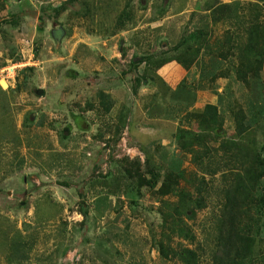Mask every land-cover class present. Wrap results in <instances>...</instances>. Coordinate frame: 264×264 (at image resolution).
Masks as SVG:
<instances>
[{
	"label": "rangeland",
	"instance_id": "rangeland-1",
	"mask_svg": "<svg viewBox=\"0 0 264 264\" xmlns=\"http://www.w3.org/2000/svg\"><path fill=\"white\" fill-rule=\"evenodd\" d=\"M262 1L0 0V264H185L183 248L210 262L225 185L218 174L195 189L201 172L183 147L195 133L214 159L232 141L264 158V84L237 81L227 52L253 21L264 26ZM20 43L30 51L18 58ZM167 61L182 79L173 66L158 76ZM100 93L112 101L107 112ZM206 104L217 106L218 128L200 124ZM176 181L205 198L187 206L195 213L178 224L181 236L167 218L178 194L165 189ZM257 229L256 258L263 220Z\"/></svg>",
	"mask_w": 264,
	"mask_h": 264
},
{
	"label": "trees",
	"instance_id": "trees-1",
	"mask_svg": "<svg viewBox=\"0 0 264 264\" xmlns=\"http://www.w3.org/2000/svg\"><path fill=\"white\" fill-rule=\"evenodd\" d=\"M261 3L264 4V1ZM0 10L3 9L1 8ZM243 31L245 36L244 43L230 45L227 48V52L231 53L232 55L230 56L237 60L235 69L236 80L247 88L252 85L257 88L259 83L262 86L264 84L261 77L264 64V49L260 47L264 26L253 21ZM134 62L132 60L130 62L131 65ZM170 62L172 61H167L166 64ZM166 64L162 63L160 65ZM156 77L159 80V77ZM136 83L139 84L138 79H136ZM136 83L132 87L133 94L137 93L136 87L138 85ZM258 98H260V101H264L263 91ZM100 102L103 110L105 112L109 111L112 103L103 93H100ZM259 108L257 109L259 110ZM198 115L200 124L213 125L214 128L219 127L221 116L216 105L206 104ZM117 127V129L121 128L120 125ZM180 132L182 133V131ZM189 134L193 139L186 142L183 149L192 156L195 166L198 167L199 173L201 172L195 189L200 191V187L207 184L206 176H209V181H214V177L218 174L225 185L223 187L225 211L216 243L218 251L207 264H264V253L258 258L252 255V247L256 238L254 233L258 231V229L253 231V225L261 220L264 221V191L258 190L261 184L260 180L264 178V158L257 154L250 157L242 155V150H238L235 147V142L232 141L224 143L226 147L225 153H230L225 155V158L220 161V159H214L215 157L211 155L210 149L205 145L200 134ZM178 176L181 177V174ZM157 183L158 179L154 177L151 185L154 187ZM177 184L178 181L170 183L169 186H166L165 192H168L171 188L172 191L178 194L177 205L172 208L173 212L167 218L173 220L169 230L181 236L183 233H188V231L185 227H179L178 224L184 218H190L195 213L193 208L187 206L191 202L192 207L196 205L200 208L202 203L205 202V198L198 194L199 192L197 193L196 190V196H192L189 193L184 194V191L180 188V190L176 189L175 186ZM185 196L186 198H184ZM245 203L247 204L244 205ZM83 215H85V212ZM166 221L167 219H164V222ZM182 250L179 256L185 261V264L198 263V259H196L192 250L187 248Z\"/></svg>",
	"mask_w": 264,
	"mask_h": 264
},
{
	"label": "crops",
	"instance_id": "crops-1",
	"mask_svg": "<svg viewBox=\"0 0 264 264\" xmlns=\"http://www.w3.org/2000/svg\"><path fill=\"white\" fill-rule=\"evenodd\" d=\"M8 2H9V0H7ZM23 1V0H22ZM16 4L17 5H19L20 3H18V0H17V2H16ZM5 8H6V4H5ZM9 31V30H8ZM0 37H1V35H0ZM3 38L4 37H1L0 39H2L3 40ZM25 43H27L26 44V48L28 47V46H30L29 45V42H25ZM22 44L23 43H20V46H19V50H20V52H18L17 53V55H16V57H18V58H20V57H23V55H21V53L22 52H25V51H27V52H29L30 50H21V46H22ZM28 45V46H27ZM24 46V45H23ZM22 46V47H23ZM29 48V47H28ZM32 51V50H31ZM119 51H121V49L119 50ZM32 55H28L27 54V57H28V59H30V57H31ZM116 55L115 54H113L111 57V59H109V60H113V59H116V58H118V57H115ZM114 57V58H113ZM12 59H14V58H12ZM117 60V59H116ZM17 62V61H16ZM108 63V62H107ZM109 64V63H108ZM165 66H173V69H175V73H176V75L178 76L177 77V79H182L183 77H184V75H185V72H184V69H182L181 68V66H179L177 63H175V62H170L169 64H166ZM165 66H163V68H161V70H160V73H157L158 74V76L159 75H161V76H164V67ZM263 68H264V64H263ZM156 76V75H155ZM118 81H120V82H122V79H115V82H118ZM115 87H118V86H115ZM107 94V93H106ZM112 102V101H111ZM215 105V104H214ZM110 110V109H109ZM144 116H146L145 114H144Z\"/></svg>",
	"mask_w": 264,
	"mask_h": 264
},
{
	"label": "water",
	"instance_id": "water-1",
	"mask_svg": "<svg viewBox=\"0 0 264 264\" xmlns=\"http://www.w3.org/2000/svg\"><path fill=\"white\" fill-rule=\"evenodd\" d=\"M51 37L55 43H59L61 39L63 38L65 31L62 27L54 28L50 32ZM43 90H36V94L38 96L42 95Z\"/></svg>",
	"mask_w": 264,
	"mask_h": 264
},
{
	"label": "built area",
	"instance_id": "built-area-1",
	"mask_svg": "<svg viewBox=\"0 0 264 264\" xmlns=\"http://www.w3.org/2000/svg\"><path fill=\"white\" fill-rule=\"evenodd\" d=\"M20 66H24V64H22L21 62H18V63H15V64H10L9 65V68H8V70H9V75H6L5 77L7 78V79H11V80H13V78L15 77V75H16V73L14 74V72H15V70H18V68L20 67ZM22 68V67H21Z\"/></svg>",
	"mask_w": 264,
	"mask_h": 264
}]
</instances>
